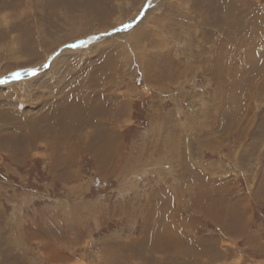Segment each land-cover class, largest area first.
I'll list each match as a JSON object with an SVG mask.
<instances>
[{"label":"rangeland","instance_id":"obj_1","mask_svg":"<svg viewBox=\"0 0 264 264\" xmlns=\"http://www.w3.org/2000/svg\"><path fill=\"white\" fill-rule=\"evenodd\" d=\"M258 14L0 0V264H264Z\"/></svg>","mask_w":264,"mask_h":264},{"label":"bare ground","instance_id":"obj_2","mask_svg":"<svg viewBox=\"0 0 264 264\" xmlns=\"http://www.w3.org/2000/svg\"><path fill=\"white\" fill-rule=\"evenodd\" d=\"M263 19H264V15L263 14H258L257 16H255L254 18H253V20L250 22L251 23V25H252V28L253 29H250L249 30V38H251V36H252V34L254 33V32H256V31H258L259 29H258V25H260L261 24V22H263ZM246 23H247V21H246ZM248 24H249V21H248ZM246 26H247V24H246ZM261 26V25H260ZM251 27V26H250ZM261 29V28H260ZM238 30V29H237ZM236 30V31H237ZM261 31V30H260ZM124 32H127L126 30L124 31ZM259 33H261V32H259L258 31V34ZM264 33H263V31H262V34L261 35H263ZM260 35V34H259ZM244 36H246V38H248V36H247V34L244 32ZM244 36H242L241 37V41H244L243 39H244ZM263 37V36H262ZM259 42V41H258ZM258 42H254L253 44H256V43H258ZM83 45H85V42H81L80 44H79V47H82ZM67 48H69V49H71V48H73L72 47V45L71 46H69V47H67ZM27 74H23V75H21L20 76V79L21 78H24V76H26ZM28 76V75H27ZM5 80H7V81H5ZM13 80H16V79H8V78H5L3 81H5V82H3L4 84H7V83H10V82H12ZM3 83H0V84H3ZM65 128H67V127H65ZM39 137V136H38ZM162 229V228H161ZM163 232H165L166 233V231H163ZM166 239H167V237H166ZM165 246L167 247L168 246V242L165 240V239H163V238H158V245H157V247L158 248H161V247H164L165 248Z\"/></svg>","mask_w":264,"mask_h":264},{"label":"snow or ice","instance_id":"obj_3","mask_svg":"<svg viewBox=\"0 0 264 264\" xmlns=\"http://www.w3.org/2000/svg\"><path fill=\"white\" fill-rule=\"evenodd\" d=\"M72 47H75V45H72ZM44 67H48V65L45 64ZM38 71H39V69H37V68L27 69L28 74L31 75V76L37 75ZM12 76H13V79H19L20 78V73L19 72H15V73L12 74ZM3 82H5V81L0 80V83H3Z\"/></svg>","mask_w":264,"mask_h":264}]
</instances>
